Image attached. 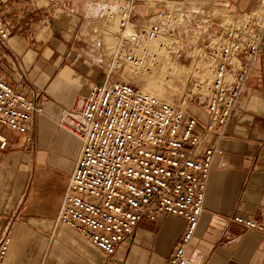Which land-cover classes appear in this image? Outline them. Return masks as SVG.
I'll return each instance as SVG.
<instances>
[{
  "label": "crops",
  "instance_id": "1",
  "mask_svg": "<svg viewBox=\"0 0 264 264\" xmlns=\"http://www.w3.org/2000/svg\"><path fill=\"white\" fill-rule=\"evenodd\" d=\"M44 1L0 0V14L13 24L0 44V76L20 91L38 90L43 101V112L30 126L31 142L0 127L6 138L0 148V235L8 226L10 239L3 264H164L184 231L182 217L140 219L114 256H106L76 230L54 225L80 147L56 122L76 96L105 78L111 46L99 18L107 2ZM194 1L179 0L176 30L194 33L205 18L243 12L253 2ZM149 8L137 4L135 13L148 15ZM263 69L264 55L219 141L222 152L213 158L204 209L187 248L193 264H264V234L230 221L239 213L264 223ZM188 111L206 119L202 106L188 105ZM213 139L208 134L201 146Z\"/></svg>",
  "mask_w": 264,
  "mask_h": 264
},
{
  "label": "built area",
  "instance_id": "2",
  "mask_svg": "<svg viewBox=\"0 0 264 264\" xmlns=\"http://www.w3.org/2000/svg\"><path fill=\"white\" fill-rule=\"evenodd\" d=\"M138 1L106 3L104 13L118 28L106 76L76 96L56 122L80 147L54 225L76 230L106 256H114L140 219L179 216L185 228L164 264H193L187 248L204 209L213 158L222 152L219 141L264 55V0H253L247 10L195 30L206 60L198 62L206 76L194 75L191 90L176 104L117 73L126 67L152 73L159 64L166 71L176 65L183 46L174 35L179 14L164 7L146 20L134 18ZM12 28L0 14L1 45ZM196 39L188 46L197 47ZM39 97L38 90L20 91L0 76V127L31 142L30 126L43 112ZM190 101L205 109L204 121L188 111ZM208 134L213 141L201 146ZM5 145L0 131V148ZM230 221L264 234V223L250 216L235 213ZM9 244L6 226L0 235V264Z\"/></svg>",
  "mask_w": 264,
  "mask_h": 264
},
{
  "label": "rangeland",
  "instance_id": "3",
  "mask_svg": "<svg viewBox=\"0 0 264 264\" xmlns=\"http://www.w3.org/2000/svg\"><path fill=\"white\" fill-rule=\"evenodd\" d=\"M53 1L58 2L59 0ZM97 2H112V0H97ZM189 2L192 4L195 3L194 0H189ZM44 3H46V1L40 0V4ZM138 4L152 8L151 13L149 12L150 14H152L154 10H160L164 5L168 8V10L173 9L175 14H177L179 13L181 7V2H179V0H139ZM150 14L147 15L145 13H138L136 16H134V18L138 17L142 20H146ZM99 18L103 24L101 34H103L106 44L112 47L115 45L113 33L117 31V25L115 22L108 21V19H106L107 14H102ZM229 18V15H220L215 18L207 17L203 20V23L206 25L210 24L212 19L214 20L213 22H220ZM174 35L183 44V46L179 48V57L176 65L168 66V69L164 71L161 70V65L159 64L154 68L152 73L135 72L128 67L117 72L124 78V80H127L138 86L140 89L148 91L158 98L172 104L178 103L184 97V95L191 90L194 82V75H200L201 79L206 76V73H204L205 70L202 69L200 62H198L200 60H202V63L203 61H206L204 57H202L203 54L201 51L203 50L199 48L202 45L201 40L196 39V35L192 32V30L186 31L185 28H180L179 31L175 30ZM195 39L197 42L196 44H198L197 47L192 48V46H188L189 43ZM194 104L195 103L193 101H190L189 105Z\"/></svg>",
  "mask_w": 264,
  "mask_h": 264
},
{
  "label": "bare ground",
  "instance_id": "4",
  "mask_svg": "<svg viewBox=\"0 0 264 264\" xmlns=\"http://www.w3.org/2000/svg\"><path fill=\"white\" fill-rule=\"evenodd\" d=\"M149 75V74H148ZM157 97V96H156Z\"/></svg>",
  "mask_w": 264,
  "mask_h": 264
}]
</instances>
